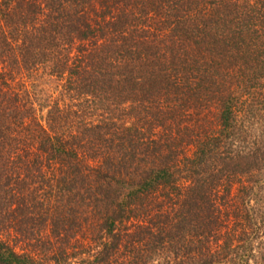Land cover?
<instances>
[{"label":"trees","instance_id":"16d2710c","mask_svg":"<svg viewBox=\"0 0 264 264\" xmlns=\"http://www.w3.org/2000/svg\"><path fill=\"white\" fill-rule=\"evenodd\" d=\"M12 64L52 66L82 103L50 112L34 156L9 157L28 117ZM0 69V235L48 224L68 264L90 207L81 264H264V0H0ZM0 264L43 263L0 237Z\"/></svg>","mask_w":264,"mask_h":264},{"label":"rangeland","instance_id":"374dc122","mask_svg":"<svg viewBox=\"0 0 264 264\" xmlns=\"http://www.w3.org/2000/svg\"><path fill=\"white\" fill-rule=\"evenodd\" d=\"M14 66L15 65L12 64L8 68V70L10 69L14 72L12 75L13 81H9L11 86L9 93H11V96L16 94L19 97L21 102L19 104L24 106L25 111L28 112V117L24 120L22 131L14 136L12 135L13 138H17L12 142V148H16V150H14V152L11 151L9 157L14 155V158H16L15 154L20 153V150H22V155H25V150H27L32 152L31 155L34 156L33 154L36 153L35 150L38 146L37 140L40 139L39 133L41 127L48 129L50 112L60 110L61 112L72 114V112L80 110L82 107L80 104L82 103H80L81 99H74L70 93L65 91L67 85L65 83L66 76L59 78L56 77V73H50L52 66H48L47 68L38 67L34 70H21L19 67L15 68ZM0 72H3L2 69H0ZM68 117L70 118L71 115ZM190 154L191 152H188V155ZM85 165L96 167L97 162L87 161ZM8 171L9 169L7 172ZM22 171L26 173L21 167L20 173H22ZM43 172L45 178L50 177L49 181L51 180V184L49 185L51 187L50 189L48 187L47 190H52V196L45 200L57 205L58 198L55 193L58 190V184L56 179H54L56 175L58 177L60 176L58 175L59 172L57 167L54 163H51L50 166L43 167ZM91 212L92 209L87 207L84 217L87 216L88 219L87 221L83 219L82 231L77 233L74 239H71L69 244L65 247L66 249L63 246L67 254H72L74 251L78 253L82 252L80 256L71 257L68 264H81L84 260H92V257L101 248L97 238L99 221ZM34 227L32 232L34 234L32 237L29 236L28 239L22 238L14 231L0 235V237L6 240L15 252L19 254H27L43 264H55V261L52 259L54 256L58 255L59 248L62 246H60L59 241L52 236L50 225L45 224L41 226L36 224Z\"/></svg>","mask_w":264,"mask_h":264}]
</instances>
